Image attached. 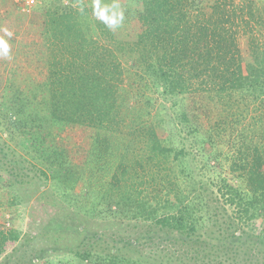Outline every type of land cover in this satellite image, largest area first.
I'll return each instance as SVG.
<instances>
[{"label":"trees","instance_id":"obj_1","mask_svg":"<svg viewBox=\"0 0 264 264\" xmlns=\"http://www.w3.org/2000/svg\"><path fill=\"white\" fill-rule=\"evenodd\" d=\"M114 1L124 13L125 39L117 34L119 29L93 18L89 8L74 0L41 5L45 68L36 75L21 66L7 72L0 89V126L40 174L55 176L61 162L55 138L67 125L99 131L91 157L95 164H105L111 145L101 133L121 127L128 118L134 122L146 154L134 162H119L101 199L85 211L97 218L121 214L141 220L145 232L112 240L102 250L95 244L103 236L94 233L92 241L76 251L81 264H163L140 250L136 256L126 254L157 234L164 236L154 242L169 245L163 253L177 264H264V226L258 233L244 228L264 216V146L250 141L248 132L258 122L244 126L247 134L242 131L241 139L233 140L238 150L227 168L220 161L227 154L218 150L215 139L216 134L228 133L229 143L248 107L264 98V42L253 31V21L264 25V13L260 15L253 0H213L206 5L204 0ZM124 55L133 57L139 95L153 87L171 96V105L162 108L176 109V129L213 147L202 158L213 169L220 166L219 185L190 178L186 148L173 145L174 131H159L160 122L150 118L155 108L151 94L144 108L129 105L122 84L132 66L124 67ZM238 100L247 101L246 108L234 110ZM129 108L133 117H128ZM214 110L227 115L218 112L219 119L213 121L209 116ZM203 116L209 118L207 123ZM0 150L9 157L4 147ZM171 159L177 169L173 167V177L163 173ZM144 161L157 164L156 175L164 180L150 181L152 189L132 179ZM2 173L0 167L1 177ZM213 183L218 187L207 197ZM18 240L19 233L0 222V258ZM27 264L61 263H34L32 258Z\"/></svg>","mask_w":264,"mask_h":264},{"label":"rangeland","instance_id":"obj_2","mask_svg":"<svg viewBox=\"0 0 264 264\" xmlns=\"http://www.w3.org/2000/svg\"><path fill=\"white\" fill-rule=\"evenodd\" d=\"M49 1L36 0L32 6H29L27 0H0V36H4L10 45L9 57L0 56V89L6 81L7 72L12 67L21 66L25 69L22 71L34 75L45 68L47 54L43 40L45 26L40 9L41 5H46ZM204 1L206 5L213 0ZM236 1L239 3L241 0ZM253 1L261 10L260 15H262L264 0ZM74 4L89 8L92 17L98 19L93 7L94 0H74ZM117 4L114 0H100V11L105 16H113L119 12L118 7L113 6ZM105 6L110 8L104 11ZM205 10L206 12L210 11L208 5ZM253 23V31L264 42V25L255 21ZM126 27L127 24L123 21L119 27L115 28L119 29L120 33H117L120 35L119 37H126ZM4 29L13 33L11 38L5 35ZM124 56L121 57L124 67L132 66L128 72H125L122 84L125 88L124 96L129 105H137L139 109H142L146 105L145 97L151 94L154 98L155 108L150 118L155 123L160 122L159 131H174L173 145L178 148L183 146L186 148L185 154L189 157L188 167L192 174L190 178L197 177L199 181L207 183L214 180L219 185L220 166L213 169L202 158V155L212 151L213 147L196 142L195 136L190 135L187 130L176 129V109L167 108L164 110L162 108V106L171 105V96L161 95L153 87L152 90H147L144 94L140 91L141 95H139L136 91L137 88L140 90V84L136 82L139 74L133 65V57ZM246 105H248L247 101H239L234 110H243ZM221 106L223 107V105ZM174 108L177 107L174 106ZM218 112V110H214L209 118L213 121L218 120L220 117ZM128 113L130 114L128 117H133L132 109L129 108ZM220 115L225 117L227 113H220ZM203 117L207 123L209 118ZM254 119L258 124L251 126L248 130L252 136L249 140L264 146V98L248 107L245 115L241 118L242 122L237 123L238 128L235 132L232 131L229 143H227L228 133L216 134L218 150L227 154V158L224 154L220 157L224 167L227 168L229 164L233 163V155L237 153L238 149L235 143H232L233 140H240L242 131L247 134L244 126L251 122L253 124ZM133 126L134 122L128 118L121 127L103 131L101 139L103 136L108 137L111 146L104 159L105 164H95L91 155L99 131L87 125L75 123L67 125L55 138L56 150L61 159L60 165L56 167L55 176L40 174L33 164V160L29 156L26 157L27 154L20 145L10 140L8 133L0 126V149L4 147L9 156L4 158L6 153L3 154L0 150V167L4 172L2 173L3 177L0 176V222L19 233V240L0 258V264H27L32 258L34 263L81 264L76 256V251L85 248L92 241L94 233L98 232L103 236V240L95 244L97 249L102 250L112 240L128 236L135 237L137 234L145 232L146 223L141 220L130 219L121 214H112L107 217L98 216L97 218L85 211V207L101 199L105 189L112 183L111 176L119 162L122 160L134 162L136 157L146 154V150L143 149V139L140 138L141 134ZM185 129L187 128L185 127ZM169 162L168 169H164L163 173L173 177L172 169L176 165V161L171 159ZM214 162L215 160H212L211 164ZM156 167L157 164L151 165L144 161V167L139 165L137 168L140 174L132 176V179H139L146 184V187L152 189L150 181H164L156 175L158 173ZM141 173L142 176H140ZM233 173L237 175L238 172ZM155 177L156 179H154ZM7 179L11 180L14 185H8ZM179 179H181L180 176ZM215 183L210 184L206 192L207 197L211 191H216L218 186ZM263 226L264 216L250 221L244 228L258 233ZM157 236L164 235L157 234ZM157 236H154L153 239L148 238L146 245L135 244L138 248L126 251V254L136 256L140 250L141 254L148 258L153 257L154 254V257L160 258L163 264L169 262L177 264V260L171 259L166 254L167 251L163 253V249H169V245L167 247L166 243L154 242Z\"/></svg>","mask_w":264,"mask_h":264},{"label":"clouds","instance_id":"obj_3","mask_svg":"<svg viewBox=\"0 0 264 264\" xmlns=\"http://www.w3.org/2000/svg\"><path fill=\"white\" fill-rule=\"evenodd\" d=\"M113 6L118 7V5H113ZM93 7L97 15V18L102 20L109 28H116L122 24L124 20V13L122 11L116 13L113 16H105L100 11L101 9L100 0H94ZM109 8H110L109 6H105L103 10L107 11ZM3 31L7 37L9 38L12 37L13 33L11 31H9L8 29H4ZM9 55H10V45L8 41L4 38V36H0V56L9 57Z\"/></svg>","mask_w":264,"mask_h":264},{"label":"built area","instance_id":"obj_4","mask_svg":"<svg viewBox=\"0 0 264 264\" xmlns=\"http://www.w3.org/2000/svg\"><path fill=\"white\" fill-rule=\"evenodd\" d=\"M36 0H27V4L29 6H32L35 3Z\"/></svg>","mask_w":264,"mask_h":264}]
</instances>
